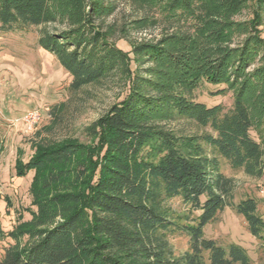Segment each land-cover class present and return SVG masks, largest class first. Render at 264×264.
Listing matches in <instances>:
<instances>
[{
    "label": "trees",
    "instance_id": "16d2710c",
    "mask_svg": "<svg viewBox=\"0 0 264 264\" xmlns=\"http://www.w3.org/2000/svg\"><path fill=\"white\" fill-rule=\"evenodd\" d=\"M121 2L142 13L128 28L155 26L156 11L171 30L132 44L129 55L105 22ZM246 8L252 18H233ZM263 24L264 0H0L1 30L42 26L37 45L70 76L68 91H123L85 127L88 141L40 139L27 161L15 159L17 177L33 172L34 209L0 229L12 241L0 264H251L240 244L224 246L203 229L229 208L264 238L258 201H235L221 170L264 174ZM204 83L230 92V107L194 100ZM181 121L201 132L171 126ZM173 197L190 215L170 210ZM178 234L187 249L175 254Z\"/></svg>",
    "mask_w": 264,
    "mask_h": 264
},
{
    "label": "rangeland",
    "instance_id": "374dc122",
    "mask_svg": "<svg viewBox=\"0 0 264 264\" xmlns=\"http://www.w3.org/2000/svg\"><path fill=\"white\" fill-rule=\"evenodd\" d=\"M141 14L128 3L121 2L117 11L105 20L114 25L113 41L129 55L132 44L156 39L161 33L171 30L163 16L156 11H153L154 17L158 19L155 26L141 31L128 28L127 23ZM233 18L250 19L252 10L243 9ZM41 28L0 29V229L4 232L29 220L30 210L34 209L28 189L33 172L17 177L15 159L20 156L23 162L27 161L33 154V144L40 139L58 140L70 136L82 142L88 141L85 127L123 95V91L116 86L108 85L87 86L77 92L68 91L70 76L52 54L37 45ZM122 28H126L123 37ZM261 31L264 37V24ZM217 89V86L204 83L193 91L194 100L207 105L221 103L226 108L230 107L231 93L215 95ZM30 109H38L41 116L34 130L26 132L20 117ZM171 126L185 133L201 132L187 121L172 123ZM221 170L234 183V200L253 197L258 201V213L264 216V174L260 178H252L231 170L224 163ZM167 205L174 214L190 215L189 206L178 197L167 200ZM197 213L193 212V216ZM203 232L205 237L224 246L229 243L240 244L246 249L251 264H264V238L252 237L246 229L244 218L231 209L225 208L220 212L213 222L205 225ZM10 243V239L0 238V258ZM171 243L175 254L187 249V239L183 234L175 235Z\"/></svg>",
    "mask_w": 264,
    "mask_h": 264
},
{
    "label": "built area",
    "instance_id": "2783aa9c",
    "mask_svg": "<svg viewBox=\"0 0 264 264\" xmlns=\"http://www.w3.org/2000/svg\"><path fill=\"white\" fill-rule=\"evenodd\" d=\"M40 112L38 109H30L26 111L21 117L20 121L26 132H32L40 120Z\"/></svg>",
    "mask_w": 264,
    "mask_h": 264
}]
</instances>
